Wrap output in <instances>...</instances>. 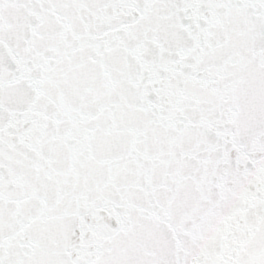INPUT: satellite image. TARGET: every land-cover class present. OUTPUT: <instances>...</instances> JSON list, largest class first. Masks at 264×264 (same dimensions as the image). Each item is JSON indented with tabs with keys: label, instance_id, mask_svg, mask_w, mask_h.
I'll return each instance as SVG.
<instances>
[{
	"label": "snow or ice",
	"instance_id": "1",
	"mask_svg": "<svg viewBox=\"0 0 264 264\" xmlns=\"http://www.w3.org/2000/svg\"><path fill=\"white\" fill-rule=\"evenodd\" d=\"M0 264H264V0H0Z\"/></svg>",
	"mask_w": 264,
	"mask_h": 264
}]
</instances>
